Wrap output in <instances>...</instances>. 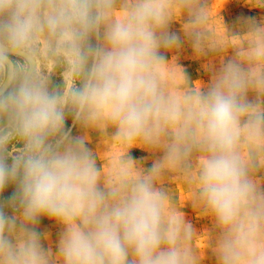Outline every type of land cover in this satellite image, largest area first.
I'll return each mask as SVG.
<instances>
[{
	"label": "clouds",
	"instance_id": "clouds-1",
	"mask_svg": "<svg viewBox=\"0 0 264 264\" xmlns=\"http://www.w3.org/2000/svg\"><path fill=\"white\" fill-rule=\"evenodd\" d=\"M215 3L0 0V193L15 185L0 200V264H199L167 175L213 217L218 264H264V24L222 37ZM182 16L197 53L233 50L203 92L160 54L180 43L169 25ZM69 114L114 128L101 166ZM13 137L23 147L8 163ZM133 147L160 155L144 169ZM42 216L62 225L55 253Z\"/></svg>",
	"mask_w": 264,
	"mask_h": 264
},
{
	"label": "rangeland",
	"instance_id": "rangeland-1",
	"mask_svg": "<svg viewBox=\"0 0 264 264\" xmlns=\"http://www.w3.org/2000/svg\"><path fill=\"white\" fill-rule=\"evenodd\" d=\"M213 26L221 33L222 37L235 33H242L245 29L246 18H254L256 23L264 24V6L257 5L255 0H216L212 9ZM184 17L172 21L169 25V31L175 33L180 38V43L172 48H161L160 54L165 57L167 63L174 65L182 74L185 84L188 88L196 89L199 86L200 91H205L211 84L219 68L233 54L231 47L224 50H209L205 54L197 53L192 43L185 36ZM51 82L54 85H63L62 72L57 70L51 76ZM253 94H249L251 99ZM66 129H71L73 137H84L87 148L97 157V166H101L104 161L103 155H111L112 150L106 139L109 138L114 128L101 130L98 128L84 127L74 121V117L69 114L65 119ZM23 147L22 141L17 137L10 139L7 144L8 163ZM129 157L135 160L138 165L144 169H149L154 160L160 155L159 152H151L145 148L133 147L129 150ZM256 178L264 187V170L256 173ZM170 197L178 214H182L183 220L190 226L192 234V245L200 253L199 264H218L214 246L218 230L214 219L210 214L196 206L193 200L189 199L187 186L174 175L163 177L159 185ZM15 191V185L9 184L0 193V200H4ZM9 215L13 214V209L5 207ZM9 210V211H8ZM35 229L41 233V241L45 248H51L55 253L59 241V234L62 230L54 218L42 216L35 225Z\"/></svg>",
	"mask_w": 264,
	"mask_h": 264
},
{
	"label": "water",
	"instance_id": "water-1",
	"mask_svg": "<svg viewBox=\"0 0 264 264\" xmlns=\"http://www.w3.org/2000/svg\"><path fill=\"white\" fill-rule=\"evenodd\" d=\"M6 191H7V187H6Z\"/></svg>",
	"mask_w": 264,
	"mask_h": 264
},
{
	"label": "crops",
	"instance_id": "crops-1",
	"mask_svg": "<svg viewBox=\"0 0 264 264\" xmlns=\"http://www.w3.org/2000/svg\"><path fill=\"white\" fill-rule=\"evenodd\" d=\"M9 211V210H8Z\"/></svg>",
	"mask_w": 264,
	"mask_h": 264
}]
</instances>
